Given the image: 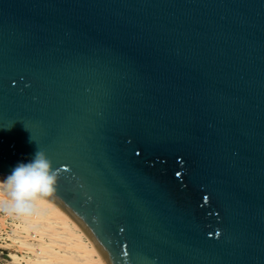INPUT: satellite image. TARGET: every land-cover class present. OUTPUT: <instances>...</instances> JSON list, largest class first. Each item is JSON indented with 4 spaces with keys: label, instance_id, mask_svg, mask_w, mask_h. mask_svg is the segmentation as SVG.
I'll return each mask as SVG.
<instances>
[{
    "label": "water",
    "instance_id": "water-1",
    "mask_svg": "<svg viewBox=\"0 0 264 264\" xmlns=\"http://www.w3.org/2000/svg\"><path fill=\"white\" fill-rule=\"evenodd\" d=\"M38 147L106 264H264V0H0V174Z\"/></svg>",
    "mask_w": 264,
    "mask_h": 264
},
{
    "label": "bare ground",
    "instance_id": "bare-ground-1",
    "mask_svg": "<svg viewBox=\"0 0 264 264\" xmlns=\"http://www.w3.org/2000/svg\"><path fill=\"white\" fill-rule=\"evenodd\" d=\"M4 177L0 174V179ZM5 198L0 191V200ZM9 217L17 220L8 234L9 242L0 246L22 253L19 256L10 251L13 260L21 259L25 264H106L90 233L50 196L38 197L31 215L0 211V227H6Z\"/></svg>",
    "mask_w": 264,
    "mask_h": 264
},
{
    "label": "clouds",
    "instance_id": "clouds-1",
    "mask_svg": "<svg viewBox=\"0 0 264 264\" xmlns=\"http://www.w3.org/2000/svg\"><path fill=\"white\" fill-rule=\"evenodd\" d=\"M58 179L59 170L53 167L46 152L38 147L30 161L17 163L10 174L0 179V191L6 197L0 200V211L9 215H31L37 198L51 196Z\"/></svg>",
    "mask_w": 264,
    "mask_h": 264
},
{
    "label": "rangeland",
    "instance_id": "rangeland-1",
    "mask_svg": "<svg viewBox=\"0 0 264 264\" xmlns=\"http://www.w3.org/2000/svg\"><path fill=\"white\" fill-rule=\"evenodd\" d=\"M16 220L17 219L14 217H9L6 223V227L5 228L0 227V243L4 244L6 242H9L8 234L12 232L11 229L13 228V221L15 222ZM10 251L15 252L19 256L22 255L21 252L16 251L13 248H7V247L0 246V264H25V262H23L21 259L20 261L19 260L16 261V260H13L11 257H9Z\"/></svg>",
    "mask_w": 264,
    "mask_h": 264
}]
</instances>
